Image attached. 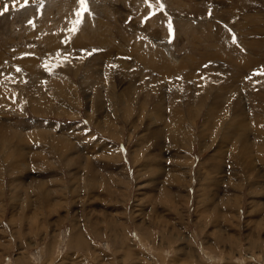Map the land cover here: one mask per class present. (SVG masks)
Wrapping results in <instances>:
<instances>
[{"label": "rangeland", "instance_id": "1", "mask_svg": "<svg viewBox=\"0 0 264 264\" xmlns=\"http://www.w3.org/2000/svg\"><path fill=\"white\" fill-rule=\"evenodd\" d=\"M262 30L264 0H0V264H264ZM227 33L249 86L211 125L135 54L213 58ZM193 62L202 88L217 63ZM159 93L181 122L157 121ZM178 126V149L154 139Z\"/></svg>", "mask_w": 264, "mask_h": 264}, {"label": "bare ground", "instance_id": "2", "mask_svg": "<svg viewBox=\"0 0 264 264\" xmlns=\"http://www.w3.org/2000/svg\"><path fill=\"white\" fill-rule=\"evenodd\" d=\"M71 3V2H70ZM62 4H65V2H62ZM73 4V3H72ZM239 4V3H238ZM69 5V4H68ZM75 5V4H74ZM67 5L65 4V7ZM223 6V5H222ZM9 7V6H8ZM69 8V7H68ZM239 9V8H238ZM12 10V9H11ZM66 10V9H65ZM23 11V10H22ZM27 11V10H26ZM20 12V10H19ZM26 13V12H25ZM111 13V12H110ZM8 16V15H7ZM19 19V18H18ZM159 20L161 19L160 17L158 18ZM14 20V19H13ZM260 20V19H259ZM258 20V21H259ZM162 21V20H161ZM15 22V21H14ZM90 23V22H89ZM259 23V22H258ZM8 24V22H7ZM255 24V23H254ZM40 26V25H39ZM148 26V24H147ZM188 27V26H187ZM187 27H182V30H186L188 32V29ZM65 28V27H64ZM89 28V32H90V36L89 38L86 40L83 36H81L80 38V42L82 41V44L84 45L88 40H96L98 36L96 35H93V34H97L95 32V30L91 29L90 27ZM191 28V27H190ZM205 28V27H204ZM11 29V28H9ZM108 29V28H107ZM207 29V28H206ZM42 30V29H41ZM190 30V29H189ZM259 29H257V32H253L254 35H258L260 34V31H258ZM261 30V29H260ZM40 32V30H39ZM43 32H46L47 31L45 30H42V33ZM198 32V31H197ZM262 32L264 33V31L262 30ZM41 33V35H42ZM111 33V32H110ZM31 34V33H30ZM157 34V33H156ZM155 34V35H156ZM185 34V33H184ZM262 34V33H261ZM32 35V34H31ZM34 35V34H33ZM35 35H38V34H35ZM48 36H44L42 38V41H44L45 39L47 40V44L46 46L48 45L49 47H52L53 49L55 48L54 45L48 41L51 37L50 33L48 34ZM65 35V34H64ZM85 35V34H83ZM264 35V34H262ZM43 36V35H42ZM60 36V35H59ZM157 36V35H156ZM34 37V36H33ZM58 37V36H57ZM62 37V36H60ZM136 37V36H135ZM189 37V36H188ZM63 38V37H62ZM194 38V37H193ZM58 39V38H57ZM56 39V36H55V40ZM32 40V39H31ZM35 40V39H34ZM60 40V39H59ZM187 40V39H186ZM210 39V36H206L205 37V40H204V43H208ZM61 42V40L59 41ZM188 42V41H187ZM186 42V43H187ZM39 43V42H38ZM183 42H181L182 44ZM60 44V43H59ZM80 43L77 44V46H79ZM256 45V47L253 49V50H256L258 47H262L264 48V42H255L253 44H250V48H251V45ZM188 45V44H187ZM254 45V46H255ZM263 45V46H262ZM62 46V45H61ZM60 45H58V50L61 48ZM235 44L231 43V40L228 36V33L226 34V41L222 44V45H219L217 47V53L216 55L213 57V58H210V56L208 54H206L205 56H201V58L196 61V58H194V54L190 55V56H184L181 58V63L177 64L174 63V62H171L170 60H167L166 56L159 52L158 50L157 51H153L150 52V47H143L141 48L143 51L139 50L138 52H136L135 54L136 57H137V60L138 62L141 63L142 66H148L150 67V69H152L153 73L156 72L160 75L163 76L162 79H165L168 80L167 81V85H170L171 86H167L168 87V90L170 91L169 94L170 96L172 97V99L175 101V103H181V102H177L178 99H181V100H184L185 101V105L186 107H190L191 108H197L201 110V108L207 106V118L205 119V122H207L208 124L211 125V122L214 121L219 115H220V111H223V110H226L227 112H229L230 110L232 109H238L240 108L241 104H242V96H243V93L241 91H243L242 89L244 88L243 86L241 85H244L245 87H248L249 85H247L246 81L244 79H240L239 77H242L241 73L244 72V69L247 70L249 68L248 65H251L252 64V61L245 57L244 54H242L240 51H238L237 49H235ZM253 47V46H252ZM187 48V46H186ZM261 48V49H262ZM83 49V48H82ZM198 49V48H197ZM55 50H57L55 48ZM199 50V49H198ZM258 50V49H257ZM64 51V50H63ZM55 52V51H54ZM53 52V53H54ZM169 52V51H168ZM172 53V52H171ZM189 53V52H188ZM194 53V52H193ZM200 53V52H198ZM252 53V52H251ZM55 55V54H54ZM204 55V54H203ZM253 55V53H252ZM197 56H200L199 54ZM154 57H156L154 59ZM176 57V56H175ZM174 57V58H175ZM105 58V57H104ZM107 58V57H106ZM99 59V60H98ZM158 59V60H157ZM198 59V58H197ZM96 63H100L99 61H101V63H103V59L99 56H97V58H94L93 59ZM178 60V59H177ZM193 60L197 63L199 61H203L201 64H200V67L203 65V64H207L208 62L210 64H216L217 67H213V66H210L209 70L208 71H202V76L204 75H207L206 79H204V84H202V88H200V86H198L197 84L193 85V86H190V84L188 83V80L187 77L189 76V73H185V71L187 69H189L188 71H190V69L193 67ZM222 61L223 62L221 64H219L218 62L219 61ZM25 61V60H24ZM174 61V60H173ZM260 61H263L264 60H260ZM30 62L31 61H28L27 63H22V64H25L27 66V69H31V65H30ZM137 62V63H138ZM228 63V65L226 66V69L224 70V63ZM208 63V65H209ZM24 65V66H25ZM25 66V67H26ZM199 66V65H198ZM197 66V67H198ZM259 66V65H258ZM16 67V66H15ZM205 67V66H204ZM209 67V66H208ZM207 67V68H208ZM212 67V68H211ZM206 68V67H205ZM221 69V70H220ZM251 69V67H250ZM26 70V69H24ZM45 70V69H44ZM93 70V69H92ZM195 70V69H194ZM224 70V71H222ZM41 71V70H40ZM211 71H215L213 72V75H209L211 73ZM217 71V72H216ZM229 71H231L232 73H230ZM250 71V70H249ZM43 72V71H41ZM95 72V71H94ZM184 72V74L182 73ZM49 73V72H48ZM100 73V72H99ZM105 73V72H104ZM151 73V72H150ZM193 73V72H192ZM191 73V74H192ZM195 73H196V70H195ZM152 74V73H151ZM183 74V75H182ZM250 74V73H249ZM85 75V74H84ZM94 75V74H93ZM193 75V74H192ZM51 76V75H50ZM86 76V75H85ZM96 77V76H95ZM46 78V77H45ZM185 78V79H184ZM43 79V78H42ZM157 79V78H155ZM171 79V80H170ZM199 79V78H198ZM47 80L48 77H47ZM158 81H160L161 79H157ZM170 80V81H169ZM201 80V79H200ZM45 81V80H44ZM52 81V80H50ZM199 81V80H198ZM168 82H171L170 84ZM248 82V81H247ZM53 83V82H52ZM178 83V84H177ZM159 84V83H158ZM198 86V88H197ZM169 87H171L172 89L170 90ZM251 88V87H250ZM246 89V88H245ZM167 90V91H168ZM253 89H251L248 94L250 95L249 98V101L251 102L250 106L251 108H253L254 110H257L256 107H255V102H257L258 100V96L255 95V91L253 92L252 91ZM100 92V91H99ZM151 91H149L147 94H149ZM153 92V91H152ZM246 92H247V89H246ZM245 92V93H246ZM7 93V92H6ZM15 93V92H14ZM13 93V94H14ZM101 94V93H100ZM152 94V93H151ZM161 93H159V100L157 98L158 101L156 102H159V104L156 106V110L153 111L156 113L157 111V115H159V118H157V121L159 122L160 120V123H162L161 121H163V124L165 125V127L167 126H170L174 123H176L177 120H179L178 122H181V118H179V111L180 110H168V111H164L163 110V105H162V98H161ZM7 95V94H6ZM65 95V93H64ZM143 95V94H141ZM145 95V94H144ZM157 95V94H156ZM150 96V95H149ZM233 96V99L231 98ZM248 96V95H247ZM100 97V96H99ZM153 97V96H152ZM155 97V95H154ZM98 98V97H97ZM145 98V97H144ZM148 98V97H147ZM151 98V97H150ZM102 100V99H101ZM104 100V99H103ZM4 101V100H3ZM147 101V100H146ZM146 103V102H145ZM148 103V101H147ZM6 104V102H5ZM153 106V107H154ZM180 106H182L180 104ZM16 107V106H15ZM17 108V107H16ZM1 110V109H0ZM152 112V111H151ZM160 112V113H158ZM167 113L168 112V117H165L168 121H165V120H162V118H164V115L163 113ZM193 114V113H192ZM129 115V114H128ZM152 115V114H151ZM155 115V114H154ZM194 115L190 116L192 119H194L193 117ZM171 118L174 120L172 121ZM205 118V117H204ZM190 119V118H189ZM131 120V119H130ZM226 120H227V117H224L220 124H219V131H220V134L223 135V138L221 140V142L225 143V138H226V135L229 133V131L231 130V126L228 125L226 123ZM155 122V121H154ZM157 123V122H156ZM149 124V123H148ZM205 124V123H204ZM207 124V125H208ZM210 127V126H208ZM169 128V127H168ZM179 126L171 131L170 128H169V131H168V134L167 136L166 135H161L159 136L157 132H155V138L154 139H158L157 141L158 142H161V143H164V140H167L172 142V146H176V148L178 149L177 146H179V139L182 140L181 138H185L186 136H183L181 134H179V130H178ZM207 128V126H206ZM178 130V131H177ZM188 132V131H187ZM11 133V132H10ZM183 133H186V132H183ZM7 134V133H6ZM157 134V135H156ZM11 135V134H10ZM12 137L9 139V140H14L13 137H19V134L17 133V130L15 132H12ZM159 138H158V137ZM188 136V135H187ZM8 137V136H7ZM161 138V139H160ZM187 138V137H186ZM0 139L5 143L7 141V138H5L3 135L0 136ZM13 143V141H12ZM155 145V144H154ZM220 145H222V143H220ZM166 146V145H165ZM185 146V145H184ZM167 147V146H166ZM165 147V148H166ZM180 147V146H179ZM171 149H175L174 147H172ZM176 152V150H174ZM180 151V149L178 150V152ZM182 151V150H181ZM216 151L218 152H214L213 154H211V156L206 159L205 162H211L212 161V156L216 157L217 159H223L225 158L224 157V154L220 152V148H218ZM174 152V153H175ZM220 152V153H219ZM174 156L176 154H173ZM178 156V155H177ZM174 158V157H173ZM218 159V160H219ZM241 162V161H240ZM241 163H244V162H241ZM203 164V163H202ZM246 165V163H244ZM245 168V167H244ZM210 174V173H209ZM199 175V174H198ZM200 177V175H199ZM81 241V239H80ZM87 242V241H86Z\"/></svg>", "mask_w": 264, "mask_h": 264}, {"label": "snow or ice", "instance_id": "3", "mask_svg": "<svg viewBox=\"0 0 264 264\" xmlns=\"http://www.w3.org/2000/svg\"><path fill=\"white\" fill-rule=\"evenodd\" d=\"M80 3L86 10V0H80Z\"/></svg>", "mask_w": 264, "mask_h": 264}]
</instances>
